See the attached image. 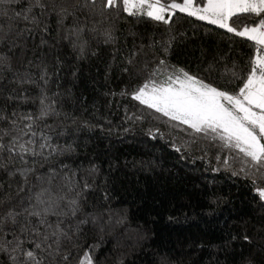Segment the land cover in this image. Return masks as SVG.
Returning a JSON list of instances; mask_svg holds the SVG:
<instances>
[{
	"label": "trees",
	"instance_id": "1",
	"mask_svg": "<svg viewBox=\"0 0 264 264\" xmlns=\"http://www.w3.org/2000/svg\"><path fill=\"white\" fill-rule=\"evenodd\" d=\"M40 2L0 3V219L18 213L0 223V264H33L28 251L42 264H264L261 173L133 98L176 69L235 94L251 42L180 11L165 23L104 0ZM29 141L35 154L21 153Z\"/></svg>",
	"mask_w": 264,
	"mask_h": 264
},
{
	"label": "snow or ice",
	"instance_id": "2",
	"mask_svg": "<svg viewBox=\"0 0 264 264\" xmlns=\"http://www.w3.org/2000/svg\"><path fill=\"white\" fill-rule=\"evenodd\" d=\"M13 0H0V3H12ZM95 0H93V3ZM203 6H196L194 0H182L162 3V0H104V6L122 7L130 15H145L156 21L167 23L166 13L170 10H179L199 20L218 25L227 29L236 36L246 38L251 42L254 56L250 58V69L241 79L242 86L235 94L222 91L183 69L173 70L165 74L161 82L149 80L137 89L133 98L141 104L168 117L170 121L179 122L176 126L187 125L195 133H203L212 139H219L222 146L236 149L243 155L241 164L255 172L261 173L264 179V0H200ZM35 6L44 8L40 0ZM31 11V8L28 9ZM66 11L61 9V12ZM19 15V14H18ZM250 15L259 17L253 21L254 26H241L238 30L232 27L229 21L233 17ZM23 19L28 20L25 15ZM34 19V18H33ZM163 63V62H161ZM47 110L42 109L41 118L47 115ZM25 119L31 120L28 116ZM15 124V121H13ZM29 130L31 125H28ZM35 135V133H32ZM31 141L19 144V151L27 153L34 150L28 147ZM13 151H15L16 138H13ZM44 145H41L43 148ZM3 148V145H0ZM243 171V168H242ZM239 174V173H234ZM246 176L255 173L245 172ZM261 200H264V187L256 189ZM40 216V212L29 213ZM18 213L7 212L0 219H11L15 222ZM44 221L41 220V223ZM37 248L40 245H36ZM28 261L33 264H42L33 251L26 253ZM66 258V257H65ZM79 264H92L89 254H85Z\"/></svg>",
	"mask_w": 264,
	"mask_h": 264
},
{
	"label": "rangeland",
	"instance_id": "3",
	"mask_svg": "<svg viewBox=\"0 0 264 264\" xmlns=\"http://www.w3.org/2000/svg\"><path fill=\"white\" fill-rule=\"evenodd\" d=\"M175 2H178V1H175ZM179 2H182V1H179ZM194 2H195V0H194ZM162 3H164V2H162ZM195 4H196V6H200V7H202L203 6V4H200V3H196L195 2ZM174 11H179V10H170L169 11V13H166L165 15H166V18L169 16V15H171ZM229 23H230V25L232 26V27H236L238 30H240L241 29V26L240 27H237V26H235L233 23H231L230 21H229ZM218 26V25H217ZM244 26H246V25H244ZM249 26H254L253 24H251V25H249ZM224 29V28H223ZM227 30V29H226ZM206 83V82H205Z\"/></svg>",
	"mask_w": 264,
	"mask_h": 264
},
{
	"label": "crops",
	"instance_id": "4",
	"mask_svg": "<svg viewBox=\"0 0 264 264\" xmlns=\"http://www.w3.org/2000/svg\"><path fill=\"white\" fill-rule=\"evenodd\" d=\"M179 2V1H178ZM204 2H206V0H204ZM169 3V2H168ZM201 4H203V3H201ZM246 26H249V25H246Z\"/></svg>",
	"mask_w": 264,
	"mask_h": 264
}]
</instances>
